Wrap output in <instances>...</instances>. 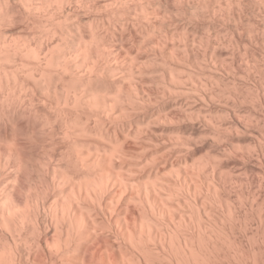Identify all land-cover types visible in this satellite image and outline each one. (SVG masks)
I'll return each instance as SVG.
<instances>
[{"label": "bare ground", "instance_id": "1", "mask_svg": "<svg viewBox=\"0 0 264 264\" xmlns=\"http://www.w3.org/2000/svg\"><path fill=\"white\" fill-rule=\"evenodd\" d=\"M208 1H202L206 8ZM255 1L264 5V0ZM217 2L213 4L217 5ZM167 4L168 1L165 5ZM180 5L177 3L178 7ZM235 5L237 10L240 3ZM257 5L258 3L253 6ZM152 6H156V9ZM195 6L184 7L191 11ZM161 7V0H0V264H211L208 255L202 252V230L197 223L198 233L195 240L198 243L195 242V245L193 240L196 222L194 219L196 217L201 222L205 215L204 212L202 217L198 212L196 214L194 206L198 195L202 196L200 194L203 193L202 187L198 190L201 193H197V183L204 184L205 171L200 169L201 164L200 168H194L192 161L195 159L191 158L189 162L183 158L184 168L196 169V172H192L194 175L190 176V179L182 175L181 149L184 146L191 147L184 149L192 150L191 139H182V133L174 128L175 115L169 112L170 109L166 110L159 105L160 99L172 101L175 99L173 96H185L183 99L190 107L196 100L205 103L206 98L202 94L207 92L211 79L201 68L203 81H200L199 74L195 75L196 70L190 69L197 48L203 47L195 43L197 35L187 29L189 33L183 31L180 34L183 37L182 42L173 43L163 28L166 20H163ZM223 7L222 10L226 8ZM224 12L226 11L223 10L222 13ZM241 12L244 11L241 9ZM257 12L260 14V11ZM87 14H92V17L84 22L82 18ZM228 14L231 15V12ZM228 14L226 13L227 16ZM177 15L180 14L176 13V17ZM191 17L194 18V15ZM214 17L215 14L213 19ZM185 18L183 19L186 20ZM209 19L206 20L211 21ZM262 19L264 18L260 21ZM222 21L224 25H229L231 40L228 45H231L234 51L239 48L245 50L248 42L244 41L242 33L236 26L226 23V20ZM177 23L179 25L181 22ZM17 26L21 29L40 30V36L35 38V41L31 40L34 38L32 36L30 40L27 36L25 39L23 35L19 37L15 33ZM209 28L210 26L207 30ZM204 29L201 30L203 33ZM210 30L212 32V29ZM213 30V35H216V28ZM206 32L207 35L211 34L205 29ZM173 33L178 32H173L172 29ZM251 33L254 34L253 31ZM203 36L200 35V39H203ZM251 36L253 38V35ZM234 37L243 41L237 42ZM179 39L180 37L178 41ZM32 41L34 43H31ZM208 45L202 48L204 56L209 54ZM244 57L246 58V55ZM248 60L246 65L251 66L256 75L259 73L264 77L263 69L259 70L256 63L251 62L252 58L249 57ZM204 61L202 58L201 64ZM214 62L218 64L216 60ZM206 68L207 71L211 69ZM233 70L231 69L232 72ZM245 76L250 77V73ZM241 78L245 80L243 76ZM262 78L258 77L260 92L264 91ZM221 81L223 83V80ZM231 81L232 79L227 82L226 79L227 83ZM226 82L223 85H226ZM233 82L231 87L226 85L225 88L229 86L231 89L235 84ZM238 84V89L244 86L241 84L240 87ZM244 87L247 90L249 85ZM257 94H260L259 91ZM206 97L210 103L217 100H214L211 92ZM238 104L241 106L245 103ZM235 108L236 111H241L240 107ZM203 109L205 111V108ZM191 110L189 109V112H192ZM234 111L233 122L226 126L236 131L241 130V133L244 132L261 143L259 131L253 130L257 134L249 131L248 126ZM241 112L245 113V110ZM253 112L255 114L257 110ZM225 113L227 111H224V115ZM260 114L263 116L262 111ZM242 115L244 118L246 116V120L251 118L247 117L250 116L248 113ZM223 117L222 115L221 118ZM206 123L212 124L210 120ZM197 137L196 135L199 140ZM198 140L194 139V142ZM223 150L224 147L221 151ZM207 156V159H210L209 154ZM180 188L192 199L193 205L188 198H182ZM208 189L210 190L209 185ZM212 191H216V188ZM217 205L219 206L218 203ZM228 217L230 218L229 215ZM182 226L185 227L184 230L181 229ZM227 236L229 235L226 234Z\"/></svg>", "mask_w": 264, "mask_h": 264}, {"label": "rangeland", "instance_id": "2", "mask_svg": "<svg viewBox=\"0 0 264 264\" xmlns=\"http://www.w3.org/2000/svg\"><path fill=\"white\" fill-rule=\"evenodd\" d=\"M167 1H168V4L167 5H165L166 3H167ZM178 0H161V3H162V7H161V13H162V15L164 16L163 17V20L165 21L164 22V24H163V28H164V30H165V32H166V34H167V36H170L169 38L170 39H172L171 41H173V43H176V44H179V43H181L182 42V35H180L181 33H183V31H186V32H188V30H189V32L190 33H192V34H194V35H197V38L195 39V43L199 46V44H200V46H203V47H207V44H209L208 45V48H209V50H208V56H204V54H202V53H204L203 52V50L204 49H202L200 46V48H197L198 46L196 45V48H197V51H199L200 53H197V51L195 52V56H194V62L191 64L192 66L190 67V69L191 70H196V74L195 75H197V74H199L198 76H199V79H200V81H201V79H202V81H203V78H202V76L200 75V70H201V68L203 69V71L205 72L206 71V73L207 74H209L210 75V79L212 80V81H214V82H212L211 80H209V83H210V86H208L207 87V92H201V94L202 95H204V97L206 98V102L205 103H201L199 100H196L195 101V105L193 104V105H191V107L190 106H187V104H186V102H185V99H183L184 97H182V96H177V97H179V98H176V96L174 97H172V98H175L174 100H168V99H166V100H164V99H158L159 101H160V103H159V105L162 107V108H165L166 110H168V109H170L169 110V112H171V113H173L174 115H175V121H176V124H174V128H176V129H178V131H180V136L182 137V139H186L187 137L189 138V139H191V145L190 146H193L192 147V150H187L188 148L190 149L191 147H184L183 146V148L181 149L182 150V153H183V155L181 154L180 156L182 157L181 158V160H182V175H184L187 179H190L191 177H193V173L194 172H196L195 170L196 169H194V170H191V169H186V168H184V159L183 158H185V159H187V160H189V162H191V158H192V160H194V162L192 161V163L193 164H195V166H194V168H200L201 166V168L200 169H203L204 171H205V174H203V177H206V178H204V179H206V180H204V184H203V182H199V183H197V191L200 189L201 190V187H202V192L203 193H201V191H198L197 193H201L200 195H202V196H199L198 195V199L196 200V203L194 204V202L192 201V199H190L189 197H187L186 196V194H185V191H184V189H182V188H180V193L182 194L181 196H182V198L183 197H186V199L188 198V200L189 201H191V204L193 205L194 204V206H195V212H196V214H197V212H198V214H199V216H201L202 217V215H204V217H202V218H204V219H201V222H200V220L199 219H197L196 217H195V223H194V227L195 228H193V231L195 232V235H194V237H193V240H194V244H195V242H196V244L198 243V241H196L195 240V238H197L196 237V234L198 233L197 232V228H198V226L201 228V230H202V237H203V239H202V245H201V247H202V252H205L207 255H208V258H209V262H211V264H264V144L262 143V142H264V130H262V129H264V124H262V123H264V96H263V94H264V91H262L263 92V94H262V92H260V90H258V77H263V76H260L259 75V73L256 75V72H255V70L252 68L251 69V66H247L246 64H247V62L246 61H249L248 60V58L250 57V59L252 58V63H256L255 65L259 68V70H261V69H263L262 71H263V73H264V41H263V39H264V27H263V25H264V19H262V21H260L261 20V18H264V9H263V7H264V5H262V3H261V5H260V3H259V1H255L254 2V0H238V1H240V2H238V1H236V0H220V5H219V3L217 2V1H219V0H207L208 2H207V4L206 5H208L207 6V8L210 6H213L214 4H216V2H217V5H214L213 7H211V9L213 10H211L210 8H206V6L204 7V5H202V1L203 0H187V1H189V2H187L186 0H180L181 2H177ZM183 1V2H182ZM192 1V2H191ZM199 1V2H198ZM216 1V2H215ZM166 2V3H165ZM176 4H175V3ZM185 2V3H184ZM205 2H206V0H205ZM228 2H229V4H228ZM234 2V3H233ZM243 2V3H242ZM173 3V4H172ZM177 3L180 5L179 7L177 6ZM189 5H188V4ZM209 3H212V4H209ZM214 3V4H213ZM228 5H227V4ZM239 4L240 3V5L238 6V8H237V10H236V5L235 4ZM256 3H258V5L257 6H255V7H257V8H255L253 5H255ZM184 4V5H183ZM226 4V5H225ZM252 4V5H251ZM173 5H175V7H173ZM191 5L192 6H195V5H197V7L195 8L194 7V9H191V11H190V9L189 10H187V8H191ZM244 5V6H243ZM248 5V6H247ZM249 5H250V7H249ZM184 6H187V8L186 7H184ZM215 6H217V7H215ZM224 6H226V8L225 9H223V10H225L226 12H224V13H222L223 12V10H222V7ZM231 6H233V7H231ZM235 6V7H234ZM262 6V7H261ZM153 7V6H152ZM155 7V9H156V6H154ZM153 7V8H154ZM199 7H202V8H199ZM220 7V8H219ZM223 7V8H224ZM230 7V8H229ZM242 7H244V8H242ZM252 7V8H251ZM193 8V7H192ZM217 8V9H216ZM246 8V9H245ZM180 9H182V10H180ZM184 9V10H183ZM199 9V10H198ZM201 9V10H200ZM203 9H204V11H203ZM207 9V10H206ZM209 9H210V11H209ZM228 9H230L229 11L231 12V15L230 14H228V13H230L229 11H227ZM241 9H242V11H244V12H241ZM246 11H245V10ZM256 9V10H255ZM263 9V10H262ZM178 10H179V12H178ZM192 10H196L195 12H197V10L198 11H200V13H201V15H200V13L199 12H197L198 13V15H197V13L195 14V12L193 11V13L194 14H192ZM218 10V11H217ZM219 10L221 11V12H219ZM186 11V12H185ZM202 11H203V13H202ZM215 11V12H214ZM257 11H260L259 13L260 14H257L258 12ZM235 12V13H234ZM257 12V13H256ZM176 13H178V14H180V15H177V17H176ZM187 15H186V14ZM189 13V14H188ZM191 13V14H190ZM226 13L228 14V16L226 15ZM243 13H244V15H243ZM248 13V14H247ZM255 13V14H254ZM262 13V14H261ZM211 14H212V16H211ZM215 14V17H214V19H213V15ZM246 14V15H245ZM167 15V16H166ZM168 15H169V17H168ZM190 15V16H189ZM191 15H194V18L193 17H191ZM195 15H197L196 17H195ZM202 15H204V16H202ZM206 15H207V17H206ZM237 15H239V16H237ZM261 15H263L262 17H261ZM171 16V17H170ZM202 16V17H201ZM231 16V18H229ZM244 16H245V18H246V20H244L245 18H244ZM247 16V17H246ZM254 16V17H253ZM257 16V17H256ZM90 17H92V14H87V15H85V18H82L83 20H84V22L85 21H88V19H91ZM166 17H167V19H166ZM174 17H176V19L177 20H179L181 23H182V25H181V23L178 25V23L177 22H179V21H177ZM186 17V18H185ZM193 19V20H195V21H193L191 18ZM239 17V18H238ZM252 17V18H251ZM173 19V20H171V19ZM183 18H185L186 20H184ZM211 19V21H207L208 19ZM227 18H228V20H227ZM258 18H260V20L258 19ZM189 19V20H188ZM196 19H197V21H196ZM200 19V20H199ZM202 19H204V21L202 20ZM207 19V20H206ZM209 19V20H210ZM216 19H217V21H216ZM234 19V20H233ZM239 20V22L237 21V20ZM241 19V20H240ZM167 20H169V21H167ZM191 20V21H190ZM214 22H213V21ZM222 20H226L225 22L226 23H229V24H231L232 26H236L237 27V29H238V31L239 32H241L242 33V35H243V38H244V41H247L248 42V44H247V46L248 47H246V49L244 50H242V48H239L238 49V51H237V49L235 50L236 52H238V53H236L233 49H232V47H231V45H228L229 44V41L231 40H229V38H231V35H230V30H229V25H224L223 24V21ZM174 21V22H173ZM188 21H190V22H188ZM205 21H207V24H205L206 22ZM220 21V22H219ZM229 21V22H228ZM246 23H245V22ZM201 24H200V23ZM208 22H210V23H208ZM213 22V23H212ZM222 22V23H221ZM243 22V23H242ZM166 23V24H165ZM185 23V24H184ZM199 23V24H198ZM217 23H219V24H217ZM235 23H236V25H235ZM263 23V24H262ZM85 25H86V23H84ZM170 26H169V25ZM173 24V25H172ZM189 24V25H188ZM209 24V25H208ZM215 24V25H214ZM244 24V25H243ZM250 24V25H249ZM253 24V25H252ZM184 25V26H183ZM186 25L188 26V27H186ZM210 26V28H209V30H207L208 29V26ZM166 26H169V27H166ZM173 26H174V28H173ZM246 26V27H245ZM262 26V28L260 29V27ZM18 27V26H17ZM175 27H176V29H175ZM183 27H184V29H183ZM190 27V28H189ZM192 27V28H191ZM202 27V28H201ZM207 27V28H206ZM218 27V28H217ZM221 27V28H220ZM222 27H223V29H222ZM242 27V28H241ZM168 28H169V30H168ZM173 29V32H178V33H176L177 34V36H176V34L175 33H173L172 34V29ZM206 29V31H208L209 33H211V34H208L207 35V32L205 33V29ZM216 28V35H218V37L216 36V35H213L214 34V30L213 29H215ZM246 30H245V29ZM188 29V30H187ZM202 29H204V33H203V31H201ZM210 29H212V32H211V30ZM221 29V30H220ZM18 30V31H17ZM22 32H21V31ZM30 30V31H29ZM182 30V31H181ZM226 30V31H225ZM248 30V31H247ZM31 31H32V33H31ZM40 30H34V29H21L20 27H18V28H16V35L17 36H19V37H21L22 35H23V38L25 37V38H27L28 40H30V37L32 36V37H34V38H32L31 40H33V41H35L36 39L35 38H37L38 36H40ZM169 31V32H168ZM197 31V32H196ZM222 31V32H221ZM243 31V32H242ZM246 33H245V32ZM249 31H250V33H249ZM253 31V33L254 34H252L251 32ZM255 31V32H254ZM18 32V33H17ZM25 32V33H24ZM27 32V33H26ZM29 32V33H28ZM36 32V33H35ZM171 32V33H170ZM188 32V33H189ZM220 32V33H219ZM228 34H226V33ZM21 33V34H20ZM203 33V34H202ZM219 33V34H218ZM226 34L225 35V37H227V38H225L224 37V34ZM257 33V34H256ZM171 34V35H170ZM204 35L202 38L203 39H200L201 37H200V35ZM223 34V35H222ZM245 34V35H244ZM249 34V35H248ZM259 34V35H258ZM175 35V36H174ZM193 35V36H194ZM210 35V36H209ZM220 35V36H219ZM251 35H253V38H252V36ZM258 36V38H257V36ZM261 35V36H260ZM27 36V37H26ZM175 39H173L172 37ZM180 37V39H179V41H178V38ZM209 36V38L207 39V37ZM215 37V39H214V37ZM247 36H248V38H247ZM251 36V37H250ZM260 36V37H259ZM194 37H196V36H194ZM206 37V38H205ZM256 37V38H255ZM24 38V39H25ZM219 40V41H217V39ZM220 38V39H219ZM222 38H225V39H222ZM198 39V40H197ZM199 39H200V41H201V43H202V41L203 42H207V43H200V41H199ZM204 39H206V40H204ZM210 39V40H209ZM215 41H217V42H215ZM239 39V40H238ZM252 39H253V42H252ZM181 40V41H180ZM197 40V41H196ZM223 40H225V41H223ZM234 40H236L237 42H240V38L239 37H234ZM257 40V41H256ZM260 40V41H259ZM31 42V43H34V42ZM178 41V42H177ZM199 41V42H198ZM223 41V42H222ZM241 41H243V40H241ZM262 41H263V43H262ZM30 42V41H29ZM209 42V43H208ZM225 42H227V43H225ZM215 43H218V44H215ZM225 43V44H224ZM255 43H257V44H255ZM254 44V45H253ZM216 45H218V46H216ZM226 45H228V47L226 46ZM256 45V46H255ZM257 45H258V48H256L257 47ZM216 46V47H215ZM220 46V47H219ZM254 46V47H253ZM259 46H261V47H259ZM263 46V47H262ZM217 47H219V48H217ZM222 47V48H221ZM230 47V48H229ZM212 49V52H211V49ZM199 49H202L201 51L199 50ZM221 49H222V51H221ZM229 50L228 52H224V50ZM231 50V51H230ZM242 50V51H241ZM239 51H240V53H239ZM245 53H244V52ZM246 52H247V54H246ZM260 52V53H259ZM214 53V54H213ZM232 53V54H231ZM243 53V54H242ZM240 54V55H239ZM241 54H242V57H244V55H246V58L244 57V59L241 57ZM248 54H249V56H248ZM202 55V56H201ZM210 55H211V57H210ZM254 55V56H253ZM231 56H233V57H231ZM235 56H236V58H235ZM253 56V57H252ZM203 58V60H205L204 61V63H202L201 64V62H202V58ZM220 57H221V59H220ZM241 57V58H240ZM248 57V58H247ZM196 58H197V60H196ZM233 58V59H232ZM260 58H262V59H260ZM208 59H210V60H208ZM235 59V60H234ZM237 59V60H236ZM200 60V61H199ZM214 60H216V62L218 63L217 65L215 64V62H214ZM244 60V61H243ZM199 61V62H198ZM207 61V62H206ZM254 61H256V62H254ZM182 62V61H181ZM196 62V63H195ZM206 62V63H205ZM241 62V63H240ZM261 62V63H260ZM183 63V62H182ZM223 63V64H222ZM209 65V66H205V65ZM212 64V65H211ZM220 64V65H219ZM227 64H228V67H227ZM249 64V63H248ZM259 64V65H258ZM216 65V66H215ZM226 65V66H225ZM235 65V66H234ZM201 66V67H200ZM203 66L205 67V68H203ZM216 67V69L214 68V67ZM222 66V67H221ZM193 67H194V69H193ZM206 67H209V68H211L210 70H211V72H210V70L209 71H207L208 70V68H206ZM213 67V68H212ZM218 67V68H217ZM227 67V68H226ZM231 67H233V68H231ZM238 67V68H237ZM223 68V69H222ZM247 68V69H246ZM178 69V68H177ZM207 69V70H206ZM231 69H234L233 70V72L231 71ZM217 70V71H216ZM223 70H225L224 72H222ZM227 70H229L230 71V74H229V71H227ZM248 70L249 72H247V73H250V77H248V78H250L249 80H247L248 78H245V77H247V76H245L247 73H246V71ZM250 70H252V71H250ZM198 71V72H197ZM215 71V72H214ZM219 71V72H218ZM241 71H242V73H241ZM216 72H218V73H216ZM235 72H236V75H235ZM245 72V73H244ZM252 72V73H251ZM214 73V74H213ZM217 75H216V74ZM224 73V74H223ZM255 73V74H254ZM262 73V74H263ZM222 74V75H221ZM241 74V75H240ZM242 77H244L245 78V80H242L243 78H241L240 76ZM255 75H256V77H255ZM197 76V77H198ZM200 76H201V78H200ZM224 76V77H223ZM227 78H226V77ZM236 76V77H235ZM251 76H253V77H251ZM216 77H218L219 79H217ZM223 77V78H222ZM233 77V78H232ZM241 78V79H240ZM198 79V80H199ZM226 79H227V82L228 81H230L231 79H232V81H234L235 82V84H233L234 85V87H233V85H232V88L230 89V87H231V83H232V81H231V83L229 82V83H227L226 82ZM229 79V80H228ZM237 79V80H236ZM240 79V80H239ZM220 80V81H219ZM221 80H223V83H222V81ZM247 80V81H246ZM255 80V81H254ZM257 80V81H256ZM262 80L264 81V77L262 78ZM219 81V83H216V82H218ZM244 81H246V83L244 82ZM224 82H226V85H230V87L229 86H227L226 88H225V86L226 85H223L224 84ZM233 82V83H234ZM239 83L238 85L240 86L241 84V86H245L246 84L247 85H249V90H248V88H247V90H246V88L243 86L242 88H240V89H238V86H237V83ZM240 82H242L241 84H240ZM250 82H252V83H254L255 84V86L251 83L250 84ZM214 83V84H213ZM220 83H221V85H220ZM212 84V85H211ZM217 84H219V86L217 85ZM262 84H263V86H264V82H262ZM213 85H217L216 87L215 86H213ZM224 87H223V86ZM253 85V86H252ZM257 85V86H256ZM215 87V88H214ZM237 87V88H236ZM250 87H251V89H250ZM253 87V88H252ZM227 88H229V89H227ZM233 88H236V89H233ZM253 89H256V90H253ZM210 90H212V91H210ZM214 90V91H213ZM232 90V91H231ZM234 90H235V92H234ZM244 90H246V91H244ZM251 90V91H250ZM211 92V94L214 96V100H216V101H214V102H212L211 101V103H210V101H207V95ZM216 91V92H215ZM248 91H250L249 93H247ZM254 91H255V93L257 94V92L259 91V93L261 94V96H260V94H257L259 97H257V95L254 93ZM213 92H215V93H213ZM219 92V93H218ZM208 93V94H207ZM218 93V94H217ZM221 93V94H220ZM225 95H224V94ZM251 93V94H250ZM252 93H254V94H252ZM229 95L230 96V98L227 96V95ZM206 95V96H205ZM235 96V97H234ZM218 97V98H217ZM233 97H234V99H233ZM236 97H239V98H237L236 99ZM263 97V98H262ZM228 98L230 99V100H228ZM232 98V99H231ZM240 99H242L241 101H243V102H241L240 101ZM249 99H251V100H249ZM260 99V100H259ZM263 99V100H262ZM168 100V101H167ZM232 100H234V101H236V103L238 102V103H240V105L242 104V103H245V104H243V105H241V106H239V104L237 103V106H235L236 105V103L234 102H232ZM253 100V101H252ZM167 101V102H166ZM174 101V102H173ZM223 101H226V102H223ZM230 101V102H229ZM248 101V102H247ZM249 101H250V103H249ZM255 101V102H254ZM261 101V102H260ZM209 102V103H208ZM218 102H219V104H218ZM227 102H229L228 104H226ZM261 104H260V103ZM199 103V104H198ZM224 103H225V105H224ZM164 104V105H163ZM206 104L207 105H209V106H206ZM212 104V105H211ZM216 104H218V105H216ZM234 104V105H233ZM159 105H157V106H159ZM182 106V108H181V106ZM202 105H204V106H202ZM220 105H222L221 107H220ZM230 107V108H228V106ZM232 105H233V109H232ZM250 105H252V106H250ZM157 106H156V108H157ZM178 106H180V107H178ZM184 106H185V108H184ZM175 107V108H174ZM188 107V108H187ZM234 107H237V108H239V109H241V111H243V110H245V113L244 112H241L240 110H238L237 109V111H236V108L234 109ZM250 107V108H249ZM258 107H260L259 109H258ZM263 107V108H262ZM181 108V109H180ZM195 108V109H194ZM197 108V109H196ZM200 108V109H199ZM203 108H205V111H204V109ZM253 108V109H252ZM262 108V109H261ZM173 109V110H172ZM189 109L192 111V112H189ZM210 109V110H209ZM213 109V110H212ZM223 109V110H222ZM243 109V110H242ZM252 109V110H251ZM152 110H154L153 108H152ZM174 110H176V111H174ZM184 110V111H183ZM198 110V111H197ZM200 110V111H199ZM211 111V113L210 112H207V111ZM220 110V111H219ZM235 110V111H234ZM254 110H257V112H258V110H259V113H255L254 114ZM218 113H217V112ZM222 111V112H221ZM224 111H227V113H225V115H224ZM229 111V112H228ZM232 111H234V112H237L236 113V115L241 119V121L242 122H244L245 123V125H247L248 126V129H249V131H251V132H253V133H256L257 134V132L258 133H260L261 134V137L263 138H260V142L261 143H258L253 137H249V135L247 136V134H245L244 132H242L241 133V130H237L236 131V129H234V128H231V127H229V126H226V125H229V124H231L232 122H233V120H232V118H233V114H232ZM247 111V112H246ZM262 111V113H263V116H261L262 114H260V112ZM183 112V113H182ZM201 112V113H200ZM220 112V113H219ZM251 112V113H250ZM180 113V114H179ZM197 113H199L198 115H197ZM212 113H215V114H212ZM223 113V114H222ZM242 113L244 114V115H246L247 113L248 114H250V116L248 115L247 117H251V118H247V120H246V116H245V118H244V116L242 115ZM186 114V115H185ZM192 114V115H191ZM219 114V115H218ZM221 114V115H220ZM257 114V115H256ZM224 116L223 118H221V116ZM252 115V116H251ZM179 116V117H178ZM185 116V117H184ZM201 116V117H200ZM204 118H203V117ZM241 116H243V117H241ZM253 116H255L254 118H252ZM195 117V118H194ZM226 117V118H225ZM229 117H231V118H229ZM177 118V119H176ZM185 118V119H184ZM187 118V119H186ZM209 118V119H208ZM211 118V119H210ZM225 118V119H224ZM228 118V119H227ZM244 118V119H243ZM179 119V120H178ZM196 119V120H195ZM203 119V120H202ZM208 119V120H207ZM248 119H252V120H248ZM254 119V120H253ZM260 119V120H259ZM194 120H195V122H194ZM201 120V121H200ZM210 120V124L211 125H209L208 123H206V121H209ZM219 120V122H217L216 123V121H218ZM257 120H259L258 122H257ZM184 121V122H183ZM187 121V122H186ZM191 121H193V122H191ZM212 121H214V122H212ZM225 123H223V122ZM252 121V122H251ZM256 121V122H255ZM190 122L192 123V124H190ZM254 122V123H253ZM182 123H186L185 125L184 124H182ZM206 123V124H205ZM215 123V124H214ZM256 123H258V124H256ZM177 124H179L180 126H177ZM204 124V125H203ZM219 124V125H218ZM221 124V125H220ZM256 124V125H255ZM175 125L177 126V127H175ZM201 125V126H200ZM216 125V126H215ZM226 127H225V126ZM185 126V127H184ZM193 126V127H192ZM207 128H206V127ZM212 126V127H211ZM218 126V127H217ZM221 126V127H220ZM250 126V127H249ZM252 126V127H251ZM258 126V127H257ZM262 127L260 130H259V128L260 127ZM184 127V128H183ZM192 127V128H191ZM256 127V128H255ZM190 128V129H189ZM204 128V129H203ZM254 128V129H253ZM218 129V130H217ZM220 129V130H219ZM195 130V131H194ZM253 130H255V131H257V132H254ZM184 131H185V133H184ZM210 131H211V133H210ZM214 131V132H213ZM227 132V133H226ZM239 132V133H238ZM184 133V134H183ZM191 134V135H188V134ZM199 133V134H198ZM202 133V134H201ZM209 133V134H208ZM214 133H215V135H214ZM221 133H222V135H221ZM225 133V134H224ZM230 135H229V134ZM234 133V134H233ZM188 136H187V135ZM201 134V135H200ZM206 134V135H205ZM218 134H220V135H218ZM237 134H239V135H237ZM241 134V135H240ZM183 135V136H182ZM193 135V136H192ZM196 135L198 136L197 138H199V140L198 139H196ZM191 136L195 139V140H198V141H196V142H194V139L192 140V138H191ZM195 136V137H194ZM201 136V137H200ZM219 136V137H218ZM224 136V137H223ZM227 138H226V137ZM229 136V137H228ZM251 136V135H250ZM247 137H249V138H247ZM200 138H202V139H200ZM214 138V140H212ZM220 138V139H219ZM222 138V139H221ZM215 139H217V140H215ZM220 141H219V140ZM228 139V140H227ZM202 140V141H201ZM225 140H226V142H225ZM254 140V141H253ZM211 141V142H210ZM216 141V142H215ZM250 141V142H249ZM202 142H204V143H202ZM255 142V143H254ZM257 142V143H256ZM217 143V144H216ZM204 144V145H203ZM220 144V145H219ZM232 144V145H231ZM235 145V148H234V145ZM195 145H196V147H195ZM202 145V146H201ZM226 145V146H225ZM258 145V146H257ZM259 145H261V147L259 146ZM198 146V147H197ZM222 146V147H221ZM229 146H231V147H229ZM238 146H239V148H238ZM244 146V147H243ZM249 146V147H248ZM195 147V148H194ZM223 147H224V150L223 151H221V149H223ZM228 147V148H227ZM184 148H187V149H184ZM229 149V150H228ZM249 149V150H248ZM252 149V150H251ZM260 149V150H259ZM262 149V150H261ZM184 150L186 151V152H184ZM231 150V151H230ZM233 150V151H232ZM240 151V153H239V151ZM256 150V151H255ZM258 150V151H257ZM188 151V152H187ZM224 151H225V153H224ZM229 152V154L227 153V152ZM237 151V152H236ZM191 152V153H190ZM204 152H206V153H204ZM218 152H221V154L220 153H218ZM233 152V153H232ZM243 152V153H242ZM261 152V153H260ZM185 153V154H184ZM188 153H190V154H188ZM209 154V156H210V159H207V155ZM223 153V154H222ZM235 153V154H234ZM248 153V154H247ZM257 153V154H256ZM263 153V154H262ZM252 154V155H251ZM259 154V155H258ZM262 154V155H261ZM186 155V156H185ZM224 155H226V156H224ZM228 155V156H227ZM236 155H237V157H236ZM248 155H250L251 157H253V158H251L250 156H248ZM257 155V156H256ZM206 156V157H205ZM214 156V157H213ZM219 156V157H218ZM248 156V157H247ZM199 157H200V159H199ZM204 157V158H203ZM256 157H257V159H256ZM260 157H262V158H260ZM209 158V157H208ZM225 158V159H224ZM228 158V159H227ZM200 160V162H199V160ZM201 159H202V162H201ZM212 159H215V160H212ZM221 159V160H220ZM205 160V161H204ZM210 160V161H209ZM221 162H220V161ZM243 160H245V161H243ZM249 160V162L247 163V161ZM260 160V161H259ZM212 161L214 162V163H212ZM221 164V165H219V163ZM227 161V162H226ZM206 162H209V163H206ZM217 162V163H216ZM206 165H205V164ZM200 164H201V166H200ZM216 164V165H215ZM247 164V165H246ZM211 165V166H210ZM253 165V166H252ZM260 165V166H259ZM263 165V166H262ZM197 166V167H196ZM199 166V167H198ZM208 166V167H207ZM228 166V167H227ZM256 166V167H255ZM212 167V168H211ZM214 167V168H213ZM250 167H252V168H250ZM210 168V169H209ZM212 169V170H211ZM224 169V170H223ZM247 169V170H246ZM220 170H222V171H220ZM193 172V173H192ZM213 172V173H212ZM224 172V173H223ZM186 173V174H185ZM208 173V174H207ZM209 173H210V175H209ZM212 173V174H211ZM216 174V175H215ZM212 175V176H211ZM191 176V177H190ZM208 176V177H207ZM226 177V178H225ZM222 178V179H221ZM210 179V180H209ZM212 179H213V181H212ZM210 182H209V181ZM198 181V180H197ZM214 181H216V182H214ZM223 181V182H222ZM206 182H207V184H206ZM216 183V184H215ZM223 183V184H222ZM228 184V185H227ZM208 185H209V187H210V190L208 189ZM223 186V187H222ZM207 187V188H206ZM213 188H216V191H212L213 190ZM230 188V189H229ZM207 189H208V193L211 195L212 193V195L210 196L208 193H207ZM223 189V190H222ZM238 189V190H237ZM204 190H205V192H204ZM242 190V191H241ZM210 191V192H209ZM225 191V192H224ZM184 192V193H183ZM215 192V193H214ZM241 192V193H240ZM206 193V194H205ZM229 193H230V195H229ZM216 194V195H215ZM184 195V196H183ZM204 195H206L205 197H204ZM224 195V196H223ZM216 196H217V198H216ZM220 196V197H219ZM201 197H203L202 199L204 200V198H205V200H204V202H203V200H201ZM213 197V198H212ZM243 197V198H242ZM211 198V199H210ZM226 198V200H224V199ZM239 198H241V200L243 201V204H242V201H240V199ZM200 199V200H199ZM208 199H210L212 202H210V200H209V205L207 204V202H208ZM214 199H215V202H214ZM219 199V200H218ZM246 199V200H245ZM254 199V200H253ZM245 200V201H244ZM256 200V201H255ZM206 201V202H205ZM220 201V202H219ZM223 201V202H222ZM225 201L227 202V203H225ZM245 202V203H244ZM256 202V203H255ZM201 205H200V204ZM217 203L219 204V206L217 205ZM225 203V204H224ZM252 203H254L253 205H252ZM197 204V205H196ZM216 206H215V205ZM205 205V206H204ZM210 205H212V207L210 206ZM251 205V206H250ZM257 205V206H256ZM209 206L213 209H210L209 208ZM227 206V207H226ZM232 206V208H230V207ZM199 207H201V208H199ZM240 207V208H239ZM246 207V208H245ZM253 209H252V208ZM218 208V209H217ZM220 208V209H219ZM225 208V209H224ZM243 208V209H242ZM250 208V209H249ZM255 208V209H254ZM210 209V210H209ZM235 209V210H234ZM257 209V210H256ZM221 210V211H220ZM234 210V211H233ZM199 211H201L200 213H199ZM203 212H204V214H203ZM258 212V213H257ZM260 212V213H259ZM215 213V214H214ZM222 213H224V214H226L227 215V217H226V215H222ZM228 213V214H227ZM195 214V216H197ZM206 214H208V215H206ZM211 214V215H210ZM216 216V215H218L217 217H213V216ZM219 215H220V217H219ZM224 217V218H222V216ZM228 215L230 216V218L228 217ZM257 215V216H256ZM188 216V215H187ZM209 217V219H208V217ZM232 216V217H231ZM247 216V217H246ZM210 217H212L211 218V220H210ZM237 217V218H236ZM259 217V218H258ZM184 218L186 219V216H184ZM219 218V219H218ZM232 218V219H231ZM257 218V219H256ZM230 219V220H229ZM198 220H199V222H198ZM214 220V221H213ZM221 220H223V221H221ZM234 220V221H233ZM237 221V222H236ZM249 221V222H248ZM221 222H222V224H221ZM235 222V223H234ZM196 223L198 224V226L196 225ZM217 223V224H216ZM219 223H220V226H218L219 225ZM229 224V227H228V224ZM214 224V225H213ZM238 224H239V226H238ZM216 225V226H215ZM226 225V226H225ZM230 225H232V226H230ZM234 225V226H233ZM236 225V226H235ZM184 226H182V228L181 229H183L184 230V228H183ZM226 227V228H225ZM234 227V228H233ZM250 227V228H249ZM253 227V228H252ZM261 227V228H260ZM263 227V228H262ZM243 228V229H242ZM258 228V229H257ZM195 229V230H194ZM239 229V230H238ZM263 229V230H262ZM186 230V229H185ZM216 230H217V232H216ZM227 230V231H226ZM233 230V231H232ZM230 231V233H228ZM243 231V232H242ZM220 232V234H218ZM233 232V233H232ZM249 232V233H248ZM211 233V234H210ZM213 233H214V235H213ZM242 233V234H241ZM254 233V234H253ZM216 234V235H215ZM218 234V235H217ZM226 234L227 235H229V236H227L226 237ZM240 234V235H239ZM250 234V235H249ZM221 235V236H220ZM263 235V236H262ZM214 236H215V238H214ZM243 236H244V239H243ZM246 236V237H245ZM223 237H225V239L223 238ZM229 237V238H228ZM213 238V239H212ZM218 238V239H217ZM212 239V240H211ZM215 239V240H214ZM179 240H181V238H179ZM226 240H229L228 242H229V244H228V242L226 241ZM222 241V242H221ZM242 241V242H241ZM247 241V242H246ZM212 242V243H211ZM219 242H221V243H219ZM224 242L225 243H227V244H224ZM231 243V244H230ZM256 243V244H255ZM195 244V245H196ZM213 244V245H212ZM216 244V245H215ZM218 244V245H217ZM222 245H223V247H222ZM249 245V246H248ZM210 248H213L214 250H211ZM218 248V249H217ZM231 248V249H230ZM221 249V250H220ZM214 251V252H213ZM217 251V252H216ZM225 251V252H224ZM230 251V252H229ZM233 251V252H232ZM219 252H221V254L219 253ZM212 254V255H211ZM235 254V255H234ZM216 255H217V258H216ZM215 256V257H214ZM226 257V258H224V257ZM236 256H237V258H236ZM212 257H214V258H211ZM219 257H221V258H219ZM219 258V259H218ZM240 258V259H239ZM218 259V261H215V260H217ZM241 262V263H240ZM253 262V263H252Z\"/></svg>", "mask_w": 264, "mask_h": 264}]
</instances>
